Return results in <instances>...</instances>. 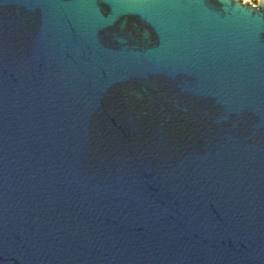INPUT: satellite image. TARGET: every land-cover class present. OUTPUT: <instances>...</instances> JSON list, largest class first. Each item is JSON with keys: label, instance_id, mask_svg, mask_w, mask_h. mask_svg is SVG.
<instances>
[{"label": "water", "instance_id": "obj_1", "mask_svg": "<svg viewBox=\"0 0 264 264\" xmlns=\"http://www.w3.org/2000/svg\"><path fill=\"white\" fill-rule=\"evenodd\" d=\"M0 264H264V0H0Z\"/></svg>", "mask_w": 264, "mask_h": 264}, {"label": "built area", "instance_id": "obj_2", "mask_svg": "<svg viewBox=\"0 0 264 264\" xmlns=\"http://www.w3.org/2000/svg\"><path fill=\"white\" fill-rule=\"evenodd\" d=\"M243 1H248L252 5H256V3H257L258 0H243Z\"/></svg>", "mask_w": 264, "mask_h": 264}]
</instances>
